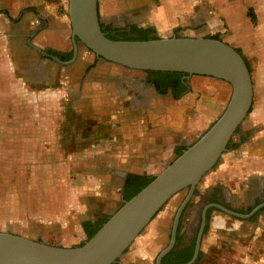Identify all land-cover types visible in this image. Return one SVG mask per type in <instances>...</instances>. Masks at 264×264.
<instances>
[{
    "label": "crops",
    "instance_id": "1",
    "mask_svg": "<svg viewBox=\"0 0 264 264\" xmlns=\"http://www.w3.org/2000/svg\"><path fill=\"white\" fill-rule=\"evenodd\" d=\"M131 11L142 26H151L161 35L176 31L229 43L241 50L252 75L253 113L218 166L197 187L199 201L188 206L184 230L195 223L200 198L207 191L219 187L228 199L236 200L264 189V0H99L101 20H120ZM75 42L69 0H0V159L26 157L22 154L28 152L29 143H43L45 127H57L44 119V85L57 96L67 89L71 103L83 101L84 114L104 117L101 126L109 131L82 137L84 146L71 152V207L58 219L63 223L71 217L64 246L88 238L85 223L96 224L120 207L129 175H155L170 164L177 149L217 120L232 93L226 81L194 75L189 92L181 96L147 87L144 98L131 99L127 85L144 78L142 72L114 69L85 75L67 70L60 74V62L47 57V52L69 53ZM98 83L101 87L95 92ZM95 97L107 107L104 113L92 108L98 102ZM189 114L196 119L184 126V116L187 120ZM75 191L88 194L78 197ZM168 218V210L159 213L117 264H156L171 230ZM51 220L45 219L44 224ZM208 223L212 241L225 234L237 242L249 238L248 247L255 254L248 253L247 263L264 264V213L249 220L214 209ZM205 242L204 234L201 250Z\"/></svg>",
    "mask_w": 264,
    "mask_h": 264
},
{
    "label": "water",
    "instance_id": "2",
    "mask_svg": "<svg viewBox=\"0 0 264 264\" xmlns=\"http://www.w3.org/2000/svg\"><path fill=\"white\" fill-rule=\"evenodd\" d=\"M73 35L79 45L103 60L126 68L144 71L178 72L215 77L232 86L230 99L217 120L154 179L123 204L83 244L61 246L49 244L11 231H0V264H117L137 238L174 196L187 191L173 222L172 238L158 254L156 264L175 245L177 228L183 210L198 185L219 163L239 128L247 120L254 102V86L248 64L237 48L206 36H167L157 32L150 39H112L103 30L99 0H69ZM76 44V55L78 54ZM215 206L241 218L251 213L233 211L221 204L203 209L194 262L201 250L207 213ZM180 263V264H190Z\"/></svg>",
    "mask_w": 264,
    "mask_h": 264
},
{
    "label": "rangeland",
    "instance_id": "3",
    "mask_svg": "<svg viewBox=\"0 0 264 264\" xmlns=\"http://www.w3.org/2000/svg\"><path fill=\"white\" fill-rule=\"evenodd\" d=\"M177 33L179 34V32ZM167 34H176V31L166 33L164 36H167ZM81 50L80 59H78L75 66L72 69L71 67H61L60 74L67 70H79L78 68L81 66V62L85 60L86 55L90 59L87 58L86 62H89L90 67H92L90 71L99 73L111 71L109 69L110 63L104 64L102 60L97 64L95 62V53L88 50L85 46H82ZM60 86L63 87L62 84ZM50 88L44 85V119L48 122L54 121L57 127L53 129L45 127L43 143H29L28 152L25 155L22 154V157H26L11 161L0 159V231H11L34 239L44 240L49 244L64 246L68 241V239L65 240V237L71 233V217H65L66 222L63 221V223L58 219L61 213H68L71 207V184L74 181L71 178V152L84 146L82 137L95 138L101 134L108 135L109 131L106 127L101 126L104 123V117L88 118L84 114L83 101L71 103L67 95V89L60 96H57L51 92ZM54 88H57V86H54ZM95 88V92H98L99 86L97 85ZM95 98L98 102L92 106L94 107L93 109L97 111L103 110L102 113H104L107 107L100 104V98ZM111 106L115 107V105ZM87 107L89 108V106ZM32 113L34 116V112ZM252 113L253 107L249 116ZM191 117L189 114L186 120V116H184V126L187 122L189 124L195 121L196 116H193L192 120H190ZM209 127L205 128L201 134H198L194 142ZM182 129L181 131H183ZM57 132L58 137H54ZM0 155L3 154L0 153ZM186 193L187 191L178 193L159 212L168 210L169 229L173 225L175 214ZM74 194L85 198L88 193L75 191ZM198 196L200 195L192 197L186 207L189 204L191 207L196 204V201H199ZM240 200L242 199L237 201ZM45 219L53 220L44 224ZM206 229V242L203 244L201 254L195 264H249L246 261L248 253L251 255L255 254L248 247L251 242L249 238L246 237L247 240L242 239L240 242H237V240L231 239V237L225 234V237H218L212 241L211 236L213 234L209 223H207ZM82 243L79 242L77 244L80 245ZM256 246H258L257 243ZM258 248L255 247L257 250ZM256 256H254V259L257 258L256 260H258L259 257Z\"/></svg>",
    "mask_w": 264,
    "mask_h": 264
},
{
    "label": "flooded vegetation",
    "instance_id": "4",
    "mask_svg": "<svg viewBox=\"0 0 264 264\" xmlns=\"http://www.w3.org/2000/svg\"><path fill=\"white\" fill-rule=\"evenodd\" d=\"M101 25H102L103 30L108 35L115 36L117 38L128 37L129 35H126V33L131 32L134 26H137L138 28L151 27V26H142L140 24L139 19L136 17L135 13L132 11L129 12L128 14L123 15L120 20L114 19V18L111 20H101ZM156 34H157V32H156ZM177 35H178V33H177ZM133 36L135 37V35H131V37H133ZM75 39H76V42H75V48L73 49V51H71L69 53H61V52L59 53L58 51L52 49V50H49L47 52V54H48L47 57H49L50 59L55 60L57 62H60V64H61L60 67H62V66L64 68L71 67V69H72V67L75 66L78 59L80 58L79 53H81V51H82L81 50L82 45H79V39L77 37H75ZM76 44H78V47H79L77 55H76ZM86 56H85V60H83L81 62V66H79V68H78L79 70H76L77 73H84L86 75L89 72H92V71H90V69L92 67H90L89 62L86 63L87 58L89 59V57H86ZM102 60L103 59L101 57H99L97 55L95 56V62L97 64ZM102 63H104V64L110 63V67H109L110 70L118 69L121 72L136 71V72H142L145 74L144 78H142L141 80H139V81L133 80L132 83H129L127 85V89H128L127 90V93H128L127 97L130 96L131 99L133 98V96L138 97L140 95H142L141 97L144 98L145 94H146L147 87L154 89L156 92H158L160 94L167 95L168 92L170 91L173 94V96H175V97H177L178 95L181 96L182 94L189 92L188 82L191 79V77L194 76V75L189 76L188 74L181 73V75H179L176 78V77H172L170 75H166V72H163V71H144V70L131 69V68H126L124 66L112 63L110 61H106V60H103ZM66 64H68L69 66L67 67ZM98 86H99V88L101 87V85H99V83H98ZM92 108H94V107H92ZM195 140H196V138L193 141H191L190 143L184 144L183 148H181L180 150L177 149L175 152V154H176L175 159L179 156L180 152L184 151L186 147L188 148ZM149 176H154V175H149ZM126 181H127V179H126ZM125 191H126V182H125L124 190H123V202H124V200H126ZM197 194H199L198 189H196L193 197L194 196L196 197ZM239 199H242V200L237 201ZM200 201L201 202H200V204L196 210L195 223L192 224L190 227H187V229H184V230H183V221L188 216V214H187L188 213V211H187L188 207H186L183 210V212L181 214L180 221H179V225L177 228V236H176L175 245L172 248V250H170L163 257L162 264H163V262H166V263L173 262L176 258L186 255L195 242L192 258L187 262H181V263H189L192 261L194 254H195L196 244H197V240H198V234L200 232L201 225H202L203 209L207 205L217 203V204H221V205H223V206H225V207H227L233 211L243 213V214H248V213H251L258 205H260L264 202V189L262 191L243 194V195H241V198H238L235 200V199H228V197L222 192V189H220L219 187H216L210 191H207L205 194H203L200 198ZM123 202L120 204V206L123 204ZM214 209H219V208H217L215 206L209 207L208 213H207V223H208V220L210 218V213ZM221 211H223V210H221ZM225 213H227V212H225ZM262 213H264V206L259 208L257 211H255L254 214H252L249 218H245V219L255 220ZM227 214L232 216V214H230V213H227ZM104 218H102V219H104ZM102 219H100L98 222H100ZM207 223H206V225H207ZM206 225L204 228L203 236L205 234V231L207 230ZM172 232H173V225L171 227L166 246L169 244V242L172 238ZM88 236H89V234H88ZM87 239H89V237L86 238L85 240H87ZM202 239H203V237H202ZM38 240H41V239H38ZM85 240L80 241V243H82V242L84 243ZM42 241H44V240H42ZM76 245H79V244H76ZM76 245H73V246H76ZM199 256H200V253H199L197 259L194 262H191L190 264H195L196 261L198 260ZM178 264H180V263H178Z\"/></svg>",
    "mask_w": 264,
    "mask_h": 264
},
{
    "label": "trees",
    "instance_id": "5",
    "mask_svg": "<svg viewBox=\"0 0 264 264\" xmlns=\"http://www.w3.org/2000/svg\"><path fill=\"white\" fill-rule=\"evenodd\" d=\"M253 20H254V18H253ZM126 35H129V36L126 38H117L115 36H110V35H108V36L112 39H117V40H119V39H127V40L144 39L145 40V39L157 37L156 31L153 27L138 28L137 26H134L132 31L126 33ZM131 35H135V37L134 36L131 37ZM213 38H215V37H213ZM237 50L241 53L240 49H237ZM166 75H170L172 77L177 78L179 75H181V73L166 72ZM185 149H187V147ZM182 153H183V151L180 152L179 155H181ZM153 179H154V176H149V175H129L127 178V181H126V191H125L126 199L129 200L130 198H132L135 194H137L143 187H145ZM109 217L110 216L105 217L104 219H102L100 222H98L96 224L89 225L88 223L87 224L85 223V228L89 234V238H91L98 231V229L101 227V225L103 223H105ZM194 246H195V242L186 255H184L182 257H178L173 262H170V263L163 262V264H178L181 262L189 261L192 258Z\"/></svg>",
    "mask_w": 264,
    "mask_h": 264
}]
</instances>
